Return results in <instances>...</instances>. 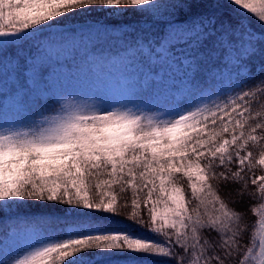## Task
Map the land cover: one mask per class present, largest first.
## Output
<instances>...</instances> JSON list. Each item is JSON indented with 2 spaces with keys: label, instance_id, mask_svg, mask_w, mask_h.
Wrapping results in <instances>:
<instances>
[{
  "label": "snow or ice",
  "instance_id": "6c2138e0",
  "mask_svg": "<svg viewBox=\"0 0 264 264\" xmlns=\"http://www.w3.org/2000/svg\"><path fill=\"white\" fill-rule=\"evenodd\" d=\"M81 52L125 100L58 102ZM0 101V264H264V0H0Z\"/></svg>",
  "mask_w": 264,
  "mask_h": 264
},
{
  "label": "rangeland",
  "instance_id": "374dc122",
  "mask_svg": "<svg viewBox=\"0 0 264 264\" xmlns=\"http://www.w3.org/2000/svg\"><path fill=\"white\" fill-rule=\"evenodd\" d=\"M50 80L53 82V87L63 93L58 98L59 103L87 104L95 102V97H104L115 103L122 102L127 98L125 89L121 87L119 70L108 65L90 64L84 58L83 52H81V57L72 63L70 68L65 66L57 69L55 74L50 77ZM157 94L155 101H162L168 95V91L160 87ZM160 106L159 102L157 108ZM145 111L148 114H152L155 108H146ZM3 124L5 123L2 116V120L0 117V125ZM12 126H19V122ZM32 239V234L27 231L12 232L5 237L3 230H0V259L31 243Z\"/></svg>",
  "mask_w": 264,
  "mask_h": 264
},
{
  "label": "trees",
  "instance_id": "16d2710c",
  "mask_svg": "<svg viewBox=\"0 0 264 264\" xmlns=\"http://www.w3.org/2000/svg\"><path fill=\"white\" fill-rule=\"evenodd\" d=\"M96 18L104 19L102 16L96 17ZM106 22L115 23L114 21H106ZM157 106H158V103L153 102V100L151 103H148L147 105H145L146 108H150V107L157 108ZM2 116H3V122L4 123H7V124L8 123H16V121H14L12 114H11L10 104L7 101H0V117H1V120H2ZM182 183H183V181H182ZM6 223H9V222L3 221L2 223H0V229H3V225ZM257 229H258V224L253 226V235H255V232Z\"/></svg>",
  "mask_w": 264,
  "mask_h": 264
}]
</instances>
